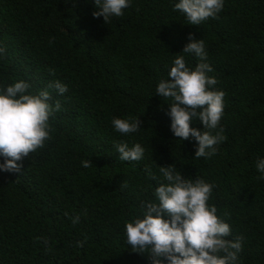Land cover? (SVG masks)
<instances>
[{
	"label": "trees",
	"instance_id": "trees-1",
	"mask_svg": "<svg viewBox=\"0 0 264 264\" xmlns=\"http://www.w3.org/2000/svg\"><path fill=\"white\" fill-rule=\"evenodd\" d=\"M178 2L130 0L106 23L93 16L95 0H0V89L21 79L33 94L53 80L68 86L49 90L61 109L45 146L19 173L0 171V264H150L125 226L156 200L145 169L163 181L160 166L170 165L213 185L208 203L229 223L228 239L243 237L237 264H264V0H224L200 25L174 10ZM190 34L204 40L212 90L225 93L215 131L226 139L211 157L195 158V139L174 135L172 100L156 95L177 55L199 63L183 53ZM113 118H139L141 128L123 135ZM191 127L204 131L199 120ZM119 142L141 144L143 158L120 161Z\"/></svg>",
	"mask_w": 264,
	"mask_h": 264
},
{
	"label": "clouds",
	"instance_id": "clouds-1",
	"mask_svg": "<svg viewBox=\"0 0 264 264\" xmlns=\"http://www.w3.org/2000/svg\"><path fill=\"white\" fill-rule=\"evenodd\" d=\"M95 5L98 11L93 16H102L108 23L111 17L124 15L130 0H95ZM223 6L224 0H179L174 10L184 13L189 24L200 25L209 18H217ZM189 41L183 53L194 54L199 63L193 69L187 66L183 55H177L169 78L158 83L156 95L172 100L168 115L174 135L182 141L195 139V158L211 157L218 151L216 146L226 139L222 128L215 131L224 114L225 93L211 88L218 81L208 76L212 68L207 63L204 40H196L190 34ZM4 52L0 47V54ZM50 73L55 75L52 69ZM29 89L30 84L22 79L0 89V156L4 158L0 171L19 173L22 163L18 162L45 146L51 138L50 118L61 109L59 100L54 105L50 102L49 90L63 95L68 86L53 80L35 94ZM194 120L203 124V132L191 127ZM112 125L118 133L127 135L137 132L141 121L113 118ZM114 147L120 161H140L145 152L139 143L129 146L119 142ZM82 165L87 168L92 163L87 160ZM256 167L264 174V158L257 160ZM159 170L163 181L149 168L145 169L159 184L156 200L145 202L142 216L126 223L127 243L132 250L147 253L150 264H237L243 237L228 239L232 235L229 223L217 215L215 205L208 203L213 185L199 178L185 179L175 165L160 166ZM257 179H264V175Z\"/></svg>",
	"mask_w": 264,
	"mask_h": 264
}]
</instances>
